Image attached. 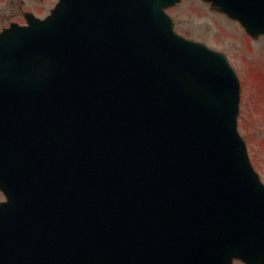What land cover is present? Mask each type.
I'll use <instances>...</instances> for the list:
<instances>
[{
    "label": "water",
    "instance_id": "obj_1",
    "mask_svg": "<svg viewBox=\"0 0 264 264\" xmlns=\"http://www.w3.org/2000/svg\"><path fill=\"white\" fill-rule=\"evenodd\" d=\"M264 34V0H208ZM182 0H61L0 33V264H264V183L228 56Z\"/></svg>",
    "mask_w": 264,
    "mask_h": 264
},
{
    "label": "rangeland",
    "instance_id": "obj_2",
    "mask_svg": "<svg viewBox=\"0 0 264 264\" xmlns=\"http://www.w3.org/2000/svg\"><path fill=\"white\" fill-rule=\"evenodd\" d=\"M176 30L227 52L242 82L239 128L264 181V36L252 38L238 21L212 11L204 0L171 7ZM0 200L4 195L0 192ZM234 264H245L240 260Z\"/></svg>",
    "mask_w": 264,
    "mask_h": 264
},
{
    "label": "flooded vegetation",
    "instance_id": "obj_3",
    "mask_svg": "<svg viewBox=\"0 0 264 264\" xmlns=\"http://www.w3.org/2000/svg\"><path fill=\"white\" fill-rule=\"evenodd\" d=\"M60 0H0V32L29 25L36 16L47 18ZM206 4H210L206 2Z\"/></svg>",
    "mask_w": 264,
    "mask_h": 264
}]
</instances>
